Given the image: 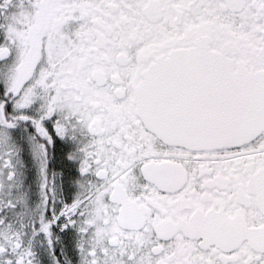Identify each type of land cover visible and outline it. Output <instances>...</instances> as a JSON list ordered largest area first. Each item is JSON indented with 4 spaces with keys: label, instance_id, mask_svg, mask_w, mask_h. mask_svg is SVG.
<instances>
[{
    "label": "snow or ice",
    "instance_id": "obj_1",
    "mask_svg": "<svg viewBox=\"0 0 264 264\" xmlns=\"http://www.w3.org/2000/svg\"><path fill=\"white\" fill-rule=\"evenodd\" d=\"M0 264H264V0H0Z\"/></svg>",
    "mask_w": 264,
    "mask_h": 264
}]
</instances>
